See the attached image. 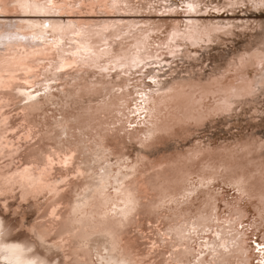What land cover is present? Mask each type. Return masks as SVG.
<instances>
[{
	"label": "bare ground",
	"instance_id": "bare-ground-1",
	"mask_svg": "<svg viewBox=\"0 0 264 264\" xmlns=\"http://www.w3.org/2000/svg\"><path fill=\"white\" fill-rule=\"evenodd\" d=\"M25 2L40 5L41 9L32 7L25 12L20 7L21 0H0V13L46 18L0 21V197L27 200L43 196L47 203L39 208L42 211L30 224L22 217L13 218L14 210L7 209L5 204L3 207L0 198V264H233L231 257L250 264L248 253L253 250L245 248L249 236L236 231L246 217L242 207H230L229 214L219 223L218 205L210 203L216 195L205 182L223 181L239 191L248 183L253 167L263 171L264 160L257 158L264 154L256 153L260 140L252 138L238 143L241 150L225 146L219 151L194 145L182 152L176 143L188 139L206 120L229 112L236 104L249 103L250 98L264 90V73L253 81L247 75L253 64L264 63V47L237 55L211 81H196L194 77L154 81L153 90L139 95L143 103L135 113L136 123L140 121L146 127L125 132L130 92L112 94L110 89L124 86L126 80L105 82L95 78L93 70L106 72L107 76L113 72L132 73L155 57L153 34L163 33L164 27L152 24L137 29L134 20L111 15L138 12L139 0H52L50 5L48 0ZM188 2L194 9L188 8V13L201 11V0ZM245 2L264 5V0H224L217 9ZM55 14L67 17L47 19ZM117 21L126 23L119 25ZM186 25L184 35L179 34L180 26H174L165 38L157 35V42L161 48L167 47V54L176 57L186 51L189 56L190 48L213 42L219 32L231 33V29L219 24L190 21ZM48 32L52 41H47ZM29 34L42 43L29 44ZM179 37L182 42L171 43ZM101 47L107 49L100 50ZM61 70L64 72H58ZM231 75L235 77L227 81ZM153 77L158 79L157 74ZM41 81L46 84L40 86ZM62 81L64 85L71 82L72 89L20 105L34 98V93L26 90L47 91ZM15 84L23 88L17 96L10 92ZM77 98L87 99L92 113L83 111L75 115L74 123L71 112L62 108L68 106V100L73 102ZM52 104L61 111L58 114L62 118L57 121L46 114ZM20 112L26 114L21 121L15 118ZM41 125L46 127L43 134ZM165 133L166 137H159ZM140 135L156 140L148 142ZM127 139L137 140L145 149L169 140L176 146L162 150L160 156L148 162L143 149L135 156L124 150L128 148ZM46 140L49 143L44 144ZM31 141L30 149L23 155L20 146ZM201 163L212 171L231 172V177L215 181V172H204ZM191 175L199 177L197 183H191ZM243 188L249 198H257V217L264 223V181L245 184ZM186 196L190 197L188 205L195 207V202L204 197V207L199 205L193 211L191 205H185L187 201L181 205L179 197ZM138 228L152 229L156 238L150 242L151 247L142 249L140 237L131 236ZM166 254L170 256L165 257Z\"/></svg>",
	"mask_w": 264,
	"mask_h": 264
},
{
	"label": "rangeland",
	"instance_id": "rangeland-1",
	"mask_svg": "<svg viewBox=\"0 0 264 264\" xmlns=\"http://www.w3.org/2000/svg\"><path fill=\"white\" fill-rule=\"evenodd\" d=\"M184 1L187 2L190 0ZM201 1L202 5L200 8L201 11L199 13H188V11L185 12L184 10H182V0H139L140 4L137 3V6H139L138 12H118L115 14H111L112 16L122 18L123 20H134V22H136L137 29H144L148 26H151L152 24H160L164 27L162 28L163 33L158 32L153 34L156 39V41H154L152 44V51L155 54V57L153 59H155V61L148 62L144 66V68L137 71L134 70L132 71V73L128 74H124L122 72H113L111 73V76H107L108 73L102 72L98 69L93 70L95 71V78H102L105 82H109L111 80L117 81L121 79L126 80V84L124 86L114 87L110 89V93L112 94L130 92V95L127 97L129 102H127V107L125 109V132H134L138 129L146 127V125L142 124L140 121L138 124L136 123L133 109L135 104L137 103V98L140 93L144 91L149 92L150 90L154 89V85L150 83L149 79V77L152 76L153 71L158 70L160 72V78L162 81H170L173 79L186 77H194L196 81H199L198 78H200L204 82L211 81L213 77H216L217 75H219V73H221L223 69L227 68L230 62L235 61L237 55L244 54L246 52L251 53V51H253L254 49L264 47V5H253L252 1L238 3L233 6H227L217 9V6H221L224 3V0ZM10 6L16 8L11 4ZM17 13H19V11H17ZM97 16L107 17L108 15L105 13H97ZM66 17L67 15L55 14L48 15L47 19L63 20V18ZM37 19L41 18H38V16L34 14L18 15L0 13V21L2 22H29V20L31 21ZM187 20L191 22H198L199 24L201 22L205 24H219L225 29H231V33L225 34L224 31H221L218 33V38L213 42L202 44V47L190 48L191 53L189 54V56L187 55L186 51H183L185 55L183 53H180L178 56L173 57L170 54L166 53V46L161 48L162 45L157 42V35H159L161 38H165L167 32H172L174 26H180V29H187V25L185 26V21ZM116 23L120 25L121 23H126V21H117ZM116 40L118 41L119 39ZM157 47L159 48L158 50L155 49ZM184 49L185 48H180V50ZM158 60H161L160 63H157ZM237 65H239V63H237ZM263 73L264 63H255L250 67L249 71H247V75H249V81H253L255 77H259ZM233 77H235V75H231L230 77H228L227 81L229 78L233 80ZM91 80L95 79L91 78ZM227 81L225 80V82ZM63 83V81L57 82L58 86H53L47 91H38L34 93V98H32L31 100H25L20 105L23 106L25 104H30L36 100H41L50 93L61 94L64 89H72L71 82L68 85H64ZM65 99L67 100V98ZM245 100L241 99L242 102ZM250 100L251 101L249 103L251 104H236L229 112L218 113L212 118L206 120L204 125L197 128L198 130L195 131L194 134L191 135L188 139H179V142L176 143L178 150H181L183 152L192 149L194 145H200L206 148H216L217 151H219V149L223 150L225 146H229V150H241L239 148V145H237L238 143L255 138L257 140H260L256 149V153L264 154V147H261L264 144V90L257 92L253 99L250 98ZM68 101V106H64L62 109H67L71 112L73 116L70 119L71 121L74 120V123L75 115L80 114L83 111L92 113V111L89 109V105H87V103H89L87 99L77 98L73 102L72 100ZM8 102L11 104L13 103L10 100ZM209 103H211V101H209ZM97 104V101L93 103L94 106ZM57 107L59 108V106H56L54 104L50 105L46 113L47 115L52 117L53 121H57L62 118L58 114L59 112L61 113V111L58 112ZM81 107H83V109H81ZM53 113L57 115L53 117ZM24 116H26L24 112L15 114V118L19 119L20 121L24 118ZM127 116L129 118H127ZM98 122L99 120L95 121L94 123ZM119 125L120 124L117 123V126ZM97 127L98 125L96 126V128ZM41 128L43 129L41 134H43L44 130H46V127L44 125H41ZM52 128L58 129L55 125H53ZM124 131L120 132V134L123 135ZM51 134L54 135L55 133L53 132ZM166 135L167 134L165 133L159 135V137H166ZM94 136H97L96 133L94 134ZM60 137L57 136V139L61 140L62 137ZM140 138L142 140L147 139L148 142L156 140L153 139L150 135L148 137L140 135ZM136 141L137 140H134L132 142L127 139L126 142L128 148L124 150L130 155L135 156L137 154V151L143 149V151L148 154V162H151L156 156H160L159 153L162 152V150L169 148L172 149L173 146H176L174 141L169 140L167 143H157L154 147L145 149L140 143H136ZM31 143L32 141L29 142V144L23 142V144L20 146V152L23 155L26 154V152L30 149ZM47 143H49L48 140L44 141V144ZM114 147L115 145H113V148ZM229 150L227 152H229ZM201 155L202 154H199L198 157H201ZM194 158L197 159V157ZM257 160L262 161L264 160V157L261 156L257 158ZM253 163L255 162L253 161ZM200 167L204 172H215V176L217 177L215 181H219V179L222 178L231 177L229 174L231 172L227 173L223 169L212 171L202 166V163L200 164ZM198 180L199 177L197 175L190 176L191 183H193V181L197 183ZM211 181L214 180L210 179L205 183L209 186L207 189L212 190L214 196L216 195V197H213L210 203H212L213 206L218 205L216 213L221 218L219 223H222L224 217L229 214L228 211L230 210V207L234 210H241V208H239V206H241L246 217L243 219V223L237 225L236 231L247 234L249 236L247 240L245 239V248H252L253 250V252L251 251V253H248L250 264H264V255H261L260 257V254L256 253V251L253 249L252 244V241L256 237L254 234H258L259 236L264 237V223L261 222V220L257 217L255 208V206L259 203L257 198H249L245 193V188H243L245 187V184L247 186L251 185L252 183H260L261 181H264V168L263 171L260 172L259 170H257V167H253V171L247 178L248 183L242 185L243 187L241 186L239 191L237 189L235 190L230 185L223 184V181L220 183L214 182L213 184H210ZM18 191L19 190H17L16 192ZM187 194H189L190 197L192 196V193L190 192H187ZM240 196L243 197L240 198ZM5 197V195H2L0 197L1 199H3V203L1 204L3 207L7 205V209L14 210L13 214H11L13 215L12 217L20 219L22 217L23 220H27V223L30 224L38 217V214L42 211H39V208L43 207V205L47 203L46 199L43 196H37L39 198L29 197L27 198V200H21L17 198L5 199ZM18 197L20 196L18 195ZM190 197H179V200L182 202L181 205H183V201H187L185 205H188ZM208 197L209 196H205V199H207ZM202 199H204V197H201L200 200L195 202L196 207L199 205H201V208L204 207V205H202L201 203ZM144 202H146V200H144ZM189 205L191 204L189 203ZM191 206L194 208L193 211L198 210L196 209L195 205ZM254 218L257 219L256 223H254ZM146 226L150 227L151 225L146 224ZM146 229L140 230L138 228L131 234V236H135L134 234H137L140 237L138 242L142 244V249L151 247L150 242L153 240V238H156V235L153 234L151 228ZM236 231L232 233H236ZM195 246L197 252V243H195ZM246 251L248 252V250ZM253 253H255V257ZM169 256L170 254L165 255V257ZM206 258L209 260L210 257L207 256ZM158 259L160 260V258ZM231 259L234 261L233 264H237L238 262H240L239 264H243V262L237 260V258H235V260L234 257H231Z\"/></svg>",
	"mask_w": 264,
	"mask_h": 264
},
{
	"label": "snow or ice",
	"instance_id": "snow-or-ice-1",
	"mask_svg": "<svg viewBox=\"0 0 264 264\" xmlns=\"http://www.w3.org/2000/svg\"><path fill=\"white\" fill-rule=\"evenodd\" d=\"M51 2H52V0H48V5H50ZM48 5H45L44 7H48ZM20 7L25 12L29 11L32 7H35L38 11L41 9L40 5H31V4L27 3V2H25V0H21ZM188 8H189V10H194L193 6L191 4L188 5ZM45 27H47V26L45 25Z\"/></svg>",
	"mask_w": 264,
	"mask_h": 264
},
{
	"label": "water",
	"instance_id": "water-1",
	"mask_svg": "<svg viewBox=\"0 0 264 264\" xmlns=\"http://www.w3.org/2000/svg\"><path fill=\"white\" fill-rule=\"evenodd\" d=\"M13 238H15V237H13Z\"/></svg>",
	"mask_w": 264,
	"mask_h": 264
}]
</instances>
